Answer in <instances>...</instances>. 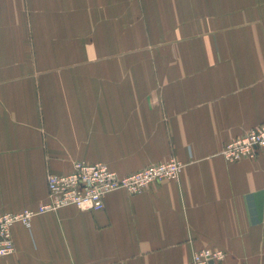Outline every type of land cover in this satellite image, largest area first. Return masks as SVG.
Wrapping results in <instances>:
<instances>
[{
  "label": "crops",
  "instance_id": "crops-1",
  "mask_svg": "<svg viewBox=\"0 0 264 264\" xmlns=\"http://www.w3.org/2000/svg\"><path fill=\"white\" fill-rule=\"evenodd\" d=\"M264 124V0H0V215L47 201L48 174L177 181L14 224L0 264H264V155L222 147Z\"/></svg>",
  "mask_w": 264,
  "mask_h": 264
},
{
  "label": "built area",
  "instance_id": "built-area-1",
  "mask_svg": "<svg viewBox=\"0 0 264 264\" xmlns=\"http://www.w3.org/2000/svg\"><path fill=\"white\" fill-rule=\"evenodd\" d=\"M264 155V124L226 143L220 152L225 162L254 160ZM182 164L174 159L152 164L133 173L119 176L105 163L73 164L69 174H48L47 201L36 209H26L18 213L0 215V258L14 253L12 227L20 223L29 228L33 217L55 212L65 207H75L81 211H100L104 208L106 195L124 191L129 195H139L150 186L164 181H177ZM221 251L202 249L194 252L188 264H224Z\"/></svg>",
  "mask_w": 264,
  "mask_h": 264
},
{
  "label": "bare ground",
  "instance_id": "bare-ground-1",
  "mask_svg": "<svg viewBox=\"0 0 264 264\" xmlns=\"http://www.w3.org/2000/svg\"><path fill=\"white\" fill-rule=\"evenodd\" d=\"M13 228V227H12Z\"/></svg>",
  "mask_w": 264,
  "mask_h": 264
}]
</instances>
